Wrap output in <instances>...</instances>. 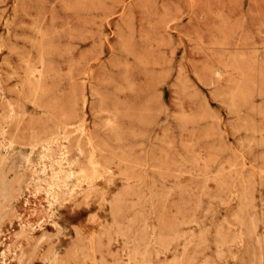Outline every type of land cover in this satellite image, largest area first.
Returning a JSON list of instances; mask_svg holds the SVG:
<instances>
[{
  "label": "rangeland",
  "instance_id": "obj_1",
  "mask_svg": "<svg viewBox=\"0 0 264 264\" xmlns=\"http://www.w3.org/2000/svg\"><path fill=\"white\" fill-rule=\"evenodd\" d=\"M0 91V264H264V0H0Z\"/></svg>",
  "mask_w": 264,
  "mask_h": 264
},
{
  "label": "bare ground",
  "instance_id": "obj_2",
  "mask_svg": "<svg viewBox=\"0 0 264 264\" xmlns=\"http://www.w3.org/2000/svg\"><path fill=\"white\" fill-rule=\"evenodd\" d=\"M1 92V91H0ZM66 127V126H65ZM64 131V130H63ZM83 134H84V132H83ZM55 136V135H54ZM87 138V137H86ZM88 139V138H87ZM90 139V138H89ZM88 139V143L90 144L91 143V140H89ZM51 140V139H50ZM49 140V141H50ZM48 143V142H47ZM89 165H90V167H91V169H92V171H94V170H96V168H98L99 167V165L91 158L90 160H89ZM150 243V242H149ZM119 261H121V260H119Z\"/></svg>",
  "mask_w": 264,
  "mask_h": 264
}]
</instances>
